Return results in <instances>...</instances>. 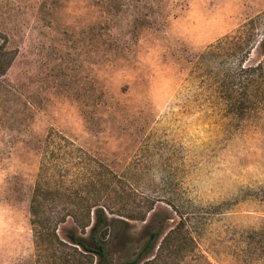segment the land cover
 <instances>
[{
    "label": "rangeland",
    "instance_id": "374dc122",
    "mask_svg": "<svg viewBox=\"0 0 264 264\" xmlns=\"http://www.w3.org/2000/svg\"><path fill=\"white\" fill-rule=\"evenodd\" d=\"M246 28L245 67L264 0H0V264H62L35 245L38 184L100 199L110 264H264V77L226 97L221 55Z\"/></svg>",
    "mask_w": 264,
    "mask_h": 264
},
{
    "label": "trees",
    "instance_id": "16d2710c",
    "mask_svg": "<svg viewBox=\"0 0 264 264\" xmlns=\"http://www.w3.org/2000/svg\"><path fill=\"white\" fill-rule=\"evenodd\" d=\"M252 22L247 25L249 26ZM239 38L236 42L230 43L221 49V55L234 56L237 64L233 71L226 72V79L230 80L231 87L226 89L225 96L231 98V94L241 92L246 95L249 87V94L256 90H262V80L264 77V36L257 42L263 54V60L256 65L243 66L249 52L245 48L249 40L255 44V37H249L247 28L242 33H238ZM246 42L243 43V37ZM254 36V35H253ZM251 42V43H252ZM245 55V56H244ZM244 56V57H243ZM11 57L0 45V77H2L10 64ZM258 90V91H259ZM232 107L236 110L241 109L239 104L233 103ZM59 192H55L49 186L42 187L38 184L33 190L29 204L30 225L35 238L36 247L58 248L59 246L68 251L61 250L62 264H110L114 254L113 247L115 236L119 232L118 225L110 219L101 208L100 199L94 196L76 195L71 198L69 203L57 202ZM109 214L110 207L107 206ZM144 221L145 217H140ZM68 220H70L68 222ZM68 222V223H67ZM117 222V221H116ZM67 223V224H66ZM63 232L64 240L57 236L59 226ZM87 230V233L85 231ZM157 233L151 234L146 244L141 249L139 255L148 253L153 249V241L157 238ZM255 237L264 239V230L253 231ZM161 248V247H159ZM80 249V251L78 250ZM53 256L55 252H52ZM139 259V258H138ZM138 259L125 264H137Z\"/></svg>",
    "mask_w": 264,
    "mask_h": 264
}]
</instances>
